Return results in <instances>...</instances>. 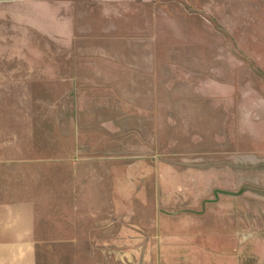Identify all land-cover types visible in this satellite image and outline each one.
<instances>
[{
  "label": "rangeland",
  "instance_id": "rangeland-1",
  "mask_svg": "<svg viewBox=\"0 0 264 264\" xmlns=\"http://www.w3.org/2000/svg\"><path fill=\"white\" fill-rule=\"evenodd\" d=\"M173 3L158 57L134 41V57L115 59L120 44L69 29L66 47L53 30L54 55L73 58L54 64L70 87L56 79L21 114L0 99V264H156L207 236L206 208L262 200L240 186L243 170L233 190L214 180L236 157L224 114L264 90L231 66L261 51H227L240 36ZM61 16L70 26L74 14Z\"/></svg>",
  "mask_w": 264,
  "mask_h": 264
},
{
  "label": "crops",
  "instance_id": "crops-1",
  "mask_svg": "<svg viewBox=\"0 0 264 264\" xmlns=\"http://www.w3.org/2000/svg\"><path fill=\"white\" fill-rule=\"evenodd\" d=\"M169 2L218 22L216 31L223 35L240 36L228 44L227 51H261L260 58L250 56L231 66V74L238 77L237 82H264V0H0V99L21 114L25 102L50 93L56 79L58 86L66 81L70 87L69 71L56 74L54 64L73 58L67 48L64 55H54L53 30L59 31L66 47L69 29L70 36L78 39L99 36L120 44L117 53L110 55L115 59L134 57V41H145L142 55L158 57L165 24L163 3ZM69 13L74 16L67 27L61 23L68 19L61 15ZM225 68H219L222 74L227 73ZM248 75L255 77L247 80ZM240 99L238 107L224 114L223 124L236 157L229 158L224 168L218 166L222 177L214 166V180L223 181L219 188L233 190L236 173L243 170V176H238L240 186L245 184L262 200L215 204L214 216L206 208L210 215L201 229L207 230V236L172 245L185 249L163 256L156 264H264V90L244 93Z\"/></svg>",
  "mask_w": 264,
  "mask_h": 264
}]
</instances>
